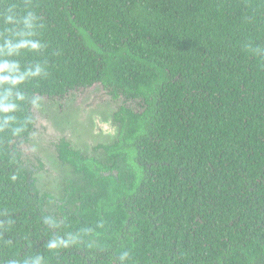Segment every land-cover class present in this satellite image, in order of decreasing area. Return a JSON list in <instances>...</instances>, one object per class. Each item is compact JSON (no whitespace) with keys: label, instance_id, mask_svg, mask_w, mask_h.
<instances>
[{"label":"trees","instance_id":"obj_1","mask_svg":"<svg viewBox=\"0 0 264 264\" xmlns=\"http://www.w3.org/2000/svg\"><path fill=\"white\" fill-rule=\"evenodd\" d=\"M5 65L0 264L264 262V0H0ZM94 84L142 107L115 113L120 181L93 200L131 198L51 216L33 108Z\"/></svg>","mask_w":264,"mask_h":264},{"label":"rangeland","instance_id":"obj_2","mask_svg":"<svg viewBox=\"0 0 264 264\" xmlns=\"http://www.w3.org/2000/svg\"><path fill=\"white\" fill-rule=\"evenodd\" d=\"M123 104L134 111L141 109L135 101L112 98L101 84L72 91L65 98L40 97L33 108L36 130L30 141L22 144V150L24 162L35 169L42 194L58 195L71 173L58 157V144L66 140L83 155H101L98 146L117 139L119 127L114 114Z\"/></svg>","mask_w":264,"mask_h":264},{"label":"flooded vegetation","instance_id":"obj_3","mask_svg":"<svg viewBox=\"0 0 264 264\" xmlns=\"http://www.w3.org/2000/svg\"><path fill=\"white\" fill-rule=\"evenodd\" d=\"M80 89H83V88H80ZM76 90H79V89H76ZM110 96L114 98L111 94ZM52 98H59V97H52ZM118 98H114V99H118ZM120 98H123L125 100L123 96H120ZM135 102H137L138 105L140 106L139 101H135ZM121 106H126L130 108L129 106L125 104ZM140 108L142 109L141 106ZM141 109L139 111H141ZM114 120H115V114H114ZM119 136H120V131L118 130L117 139L113 143H111L110 145L98 146V148L101 149V151H99L101 152V155L89 154V153H87L88 155H83L79 151L74 150V148H71L68 141L62 140L58 144V152H59L58 157L60 161L64 163L62 165L64 166L67 165L69 167V170L71 171V173H69V176L67 175L68 178H66V181L62 189L59 191L58 195L47 194V193L42 194L40 192L36 184L37 180L34 177L35 169L31 164L24 162V153H23V163L25 167H27L31 171V177H32L31 179H32V182H34V188H36L38 197L45 204L44 213L51 212V216L61 217V214H66V216L70 215L71 210L73 208L78 209V212L81 211L83 207L84 209H87V211L90 209L96 211L98 209V206H101L100 212L103 213V211L106 209L104 207L112 206L113 204L117 202L124 203L126 202L125 200L126 198H129V199L131 198V195L129 194L127 196L125 195L122 196L119 200L114 198L110 202L102 203L98 199L93 200L95 195L101 194V186H102L101 182L102 181H97L98 178H100L101 176L103 177L111 176L114 178L115 181H118V182L120 181L119 172L117 171V169L110 168L114 162L112 161V159H110L109 157L110 155L107 153V150L105 149L106 147L108 148V147L113 146L117 142ZM61 150L65 151L64 153L67 156L66 159L61 158L60 156ZM84 166H92V169L88 170L90 174L85 173ZM112 185L115 186L117 185V183L116 184L114 183ZM34 193H35V190H34ZM127 223L129 224L130 221L128 220ZM99 258L100 256L96 257L94 260L98 261ZM115 264H119V262L116 261ZM256 264H264V262L261 261V257H260V260L256 262Z\"/></svg>","mask_w":264,"mask_h":264},{"label":"clouds","instance_id":"obj_4","mask_svg":"<svg viewBox=\"0 0 264 264\" xmlns=\"http://www.w3.org/2000/svg\"><path fill=\"white\" fill-rule=\"evenodd\" d=\"M0 71H7V66H3L2 68H0Z\"/></svg>","mask_w":264,"mask_h":264}]
</instances>
